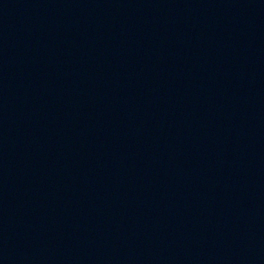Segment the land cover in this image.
I'll list each match as a JSON object with an SVG mask.
<instances>
[{"label":"water","instance_id":"water-1","mask_svg":"<svg viewBox=\"0 0 264 264\" xmlns=\"http://www.w3.org/2000/svg\"><path fill=\"white\" fill-rule=\"evenodd\" d=\"M26 0H0V59Z\"/></svg>","mask_w":264,"mask_h":264}]
</instances>
